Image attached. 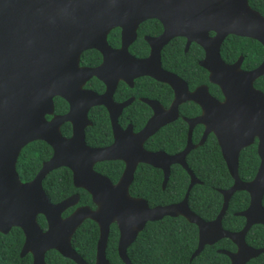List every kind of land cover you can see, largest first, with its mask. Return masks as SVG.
<instances>
[{
    "label": "water",
    "instance_id": "water-1",
    "mask_svg": "<svg viewBox=\"0 0 264 264\" xmlns=\"http://www.w3.org/2000/svg\"><path fill=\"white\" fill-rule=\"evenodd\" d=\"M148 19L159 22L162 32L144 38L149 47L147 58H133L127 47L136 37L137 26ZM114 28L120 29L118 49H111L106 42ZM228 35L254 40L264 51V16L253 11L247 0H0V234L11 228L21 230L19 257L28 253L31 264H44L45 252L53 250L74 264H86L71 248L70 239L87 219L98 229L93 264H108L104 252L111 224L118 231L117 256L123 264H130L126 249L145 224L178 216L197 230V245L190 259L221 239L235 246L234 252L217 250L229 264H246L264 252V248L253 249L244 241L252 225H264V99L252 88V82L264 74V57L247 72L239 68L241 58L224 64L219 46ZM175 37L185 39L184 50L190 43L202 48L204 58L198 65L208 71L209 82L220 88L223 103L211 98L205 86L188 92L182 80L160 68V50ZM86 50L101 55L97 67H79L80 54ZM142 76L168 85L173 100L164 110L155 101L141 99L152 114L134 134L130 126L122 130L116 122L132 99L117 104L112 94L118 81L131 87L133 79ZM91 78L104 85L101 95L82 88ZM54 97L67 103L64 115H53ZM186 101L198 105L201 115L183 118L187 125L184 148L174 155L145 151L143 142L173 122L177 106ZM94 106H103L108 113L113 142L107 147L90 148L84 142V129L90 125L86 114ZM64 123L70 124L69 138L60 133ZM196 125L204 128L198 145L212 133L232 179L228 189L218 190L222 204L210 221L202 220L187 206L189 190L199 184L185 164V156L195 148L190 137ZM255 137L259 165L254 178L242 182L237 175L238 154ZM33 141L44 142L52 154L31 181L22 183L15 171L16 159ZM116 160L124 168L115 184L92 169L95 163ZM138 164L162 171L161 188L169 167L179 165L189 177L182 200L149 208L144 200L130 197L128 186ZM60 167L70 171L73 187L84 190L95 209L81 206L61 217L76 205L78 197L71 195L52 204L41 186L43 178ZM239 191L249 197L246 209L234 214L244 219V225L237 232H228L222 229L221 219L230 197ZM38 215L45 220V231L37 225Z\"/></svg>",
    "mask_w": 264,
    "mask_h": 264
},
{
    "label": "trees",
    "instance_id": "trees-1",
    "mask_svg": "<svg viewBox=\"0 0 264 264\" xmlns=\"http://www.w3.org/2000/svg\"><path fill=\"white\" fill-rule=\"evenodd\" d=\"M248 6L264 16V0H247ZM161 31L156 20H147L137 27L136 39L128 47V52L135 58L147 55L148 48L142 40L143 36H155ZM119 30L112 29L106 38L108 45L116 48L119 45ZM184 40L174 38L165 45L160 52L161 67L181 78L192 90L198 85L205 84L211 96L220 99V93L214 85L207 82V73L197 66L203 53L195 44H190L183 52ZM220 57L225 63L234 62L242 56L241 69L250 70L256 67L262 59V48L254 40L229 35L220 45ZM100 63V56L94 50L84 51L80 55L79 65L94 67ZM96 93L103 91V85L92 78L85 86ZM254 88L264 92V76L254 82ZM132 96L134 101L125 107L118 124L124 127L130 123L133 131L139 130L150 115L147 106L137 101V98L154 99L164 108L171 101L172 93L169 88L147 77L137 78L132 88L119 83L113 94V100L121 102ZM67 111L66 103L60 98H53V113L63 115ZM199 114V108L186 102L178 107V118L160 128L144 143L146 151H163L166 154H175L185 145L187 126L181 120L192 118ZM87 117L91 125L84 130L85 143L90 147H104L111 142L109 121L105 109L101 106L93 107L88 111ZM50 117H46L49 119ZM63 137L70 136V126L64 123L60 127ZM202 134V126L193 128L191 142L196 145ZM51 149L41 141L26 144L19 152L15 171L20 182L30 181L39 170L42 162L49 159ZM185 163L199 184L193 185L187 195V205L191 212L204 221H210L218 214L222 198L218 190L228 189L232 185L225 164L221 158L219 148L213 135L209 134L201 146L190 150L185 157ZM258 166V159L254 146L244 148L238 156V178L247 182L251 180ZM123 169L120 161H105L93 166V170L115 183ZM162 174L160 170L145 164H138L128 186V194L133 198L144 200L149 208L164 206L180 202L185 194L189 178L178 165H172L164 188L161 190ZM42 189L51 203H57L73 194L78 196L76 206H87L93 209L90 196L82 189L74 188L71 182V173L68 169L60 167L49 172L41 182ZM248 196L245 192H234L230 197L226 211L221 219L222 229L228 232L239 231L244 220L234 216L246 208ZM261 205L264 211V195ZM74 207L62 213L67 216ZM38 226L45 229L44 218L36 217ZM98 238V229L91 220H84L73 233L70 245L75 253L87 264L94 261L95 246ZM245 243L252 248H264V226L253 225L245 235ZM118 231L115 224L109 226V233L105 246V258L108 264H123L117 256L116 246ZM23 243L20 229L11 228L6 234H0V264H31V257L25 255L18 257ZM197 230L192 224L181 217H163L154 222H147L137 234L135 240L126 249V256L130 264H229L226 256L218 254V249L233 252L235 247L227 239H221L212 246H204L200 253L190 259L196 248ZM45 264H74L61 257L57 252L49 250L44 254ZM246 264H264V252Z\"/></svg>",
    "mask_w": 264,
    "mask_h": 264
},
{
    "label": "flooded vegetation",
    "instance_id": "flooded-vegetation-1",
    "mask_svg": "<svg viewBox=\"0 0 264 264\" xmlns=\"http://www.w3.org/2000/svg\"><path fill=\"white\" fill-rule=\"evenodd\" d=\"M253 11H254V10H253ZM255 12H256V11H255ZM257 13H258V12H257ZM258 14H259V13H258ZM259 15H260V14H259ZM261 16H262V15H261ZM148 20H154V19H148ZM145 21H147V20H145ZM145 21H143V22H145ZM143 22H141V23H143ZM141 23H140V24H141ZM158 23H159V22H158ZM159 24H160V23H159ZM138 26H139V25H138ZM138 26H137V27H138ZM160 27H161V25H160ZM114 29H118V30H119V34H118V35H119V45H118V47H116V48H112V47H110L109 45H108V46H109L111 49H118V48L120 47V29H119V28H114ZM111 30H112V29H111ZM111 30H110V31H111ZM136 30H137V29H136ZM110 31H109V32H110ZM109 32H108V33H109ZM161 32H162V27H161V31H160L159 34H157V35H155V36H143V37H142V40L145 42V40H144L145 37H150V38L157 37V36H159V35L161 34ZM107 35H108V34H107ZM107 35H106V38H107ZM209 36H213V33L210 32V33H209ZM228 36H229V35H228ZM232 36H233V35H232ZM226 37H227V36H226ZM236 37H237V36H236ZM175 38H181V37H175ZM240 38H242V37H240ZM135 39H136V37H135ZM135 39H134V40H135ZM172 39H174V38H172ZM172 39H171V40H172ZM181 39L184 40L183 52H186V51H187V49H188V47H189L190 44H195V43H190V44L188 45V47L184 50V48H185V39H184V38H181ZM247 39H249V38H247ZM223 40H224V39H223ZM250 40H251V39H250ZM169 41H170V40H169ZM169 41H168V42H169ZM106 42H107V41H106ZM133 42H134V41H133ZM133 42H132V43H133ZM168 42H167V43H168ZM222 42H223V41H222ZM222 42H221V43H222ZM255 42H256V41H255ZM132 43H131V44H132ZM167 43H166V45H167ZM257 43H258V42H257ZM107 44H108V43H107ZM131 44H130V45H131ZM145 44L147 45V48H148L147 55H146L145 57H143V58H136V59H145V58L148 57V54H149V47H148V44H147L146 42H145ZM258 44H259V43H258ZM130 45H129V46H130ZM195 45L198 46L197 44H195ZM220 45H221V44H220ZM129 46H128V47H129ZM164 46H165V45H164ZM164 46H163V47H164ZM260 46H261V45H260ZM128 47H127V52H128ZM163 47H162V48H163ZM198 47L201 49V51H202V53H203V57H202V59H200V60L197 62V66L200 67V66L198 65V63H199L200 61L203 60V58H204V52H203V50H202V48H201L200 46H198ZM261 48H262V47H261ZM161 50H162V49H161ZM161 50H160V52H161ZM86 51H87V50H86ZM94 51H95V50H94ZM219 51H220V46H219ZM83 52H84V51H83ZM83 52H82V53H83ZM96 52H97V51H96ZM82 53H81V54H82ZM97 53H98V52H97ZM128 53H129V52H128ZM81 54H80V55H81ZM98 54H99V53H98ZM129 55L132 56L130 53H129ZM99 56H100V63H101V59H102V58H101V55H100V54H99ZM132 57H133V56H132ZM219 57H220V53H219ZM263 57H264V51H263V48H262V59H261L260 63L262 62ZM133 58H135V57H133ZM238 58H241V62H242V56H238L237 59H238ZM79 59H80V57H79ZM220 59H221V57H220ZM237 59H236V60H237ZM236 60H235V61H236ZM221 61H222L224 64H226V65H231V64H233V63L235 62V61H234V62H232V63H228V64H227V63H225L222 59H221ZM241 62H240V67H239V68H240L241 71H245V72H247V71H251V70L255 69V68L260 64V63H259V64H258L256 67H254L253 69H250V70H243V69H241ZM100 63H99V64H100ZM99 64H98V65H99ZM78 65H79V64H78ZM98 65H97V66H98ZM97 66H94V67H97ZM79 67H85V66H80V65H79ZM94 67H87V68H94ZM160 68H161L162 70H164V69L161 67V62H160ZM200 68H202V67H200ZM202 69L207 73V82H208L209 84L214 85L215 87H217V89H218V91H219V93H220V99L211 96L210 93L208 92V88H207V86H206L205 84L198 85V86H196L195 88H193L192 90H188L187 84H186L181 78H179L177 75H175V74L172 73V72H169V71H167V70H164V71H166V72H168V73H171V74L175 75L176 77H178L180 80H182V81L185 83L188 92H193L197 87L205 86V87H206V90H207V93H208V95H209L211 98H213L214 100H216V101L219 102V103H223L225 99H224V96H223V94H222L220 88H219L217 85H215V84L209 82V80H208V76H209L208 71H207L206 69H204V68H202ZM262 76H264V74L261 75V76H259V77H257V78L252 82V88H253L254 90L260 92V93L263 95V99H264V92H263V91H260V90H257V89L254 88V82H255L258 78H260V77H262ZM142 77H146V76H142ZM138 78H141V77H138ZM147 78H149V77H147ZM91 79H92V78H91ZM91 79H89V80H91ZM94 79H95V78H94ZM136 79H137V78L133 79V81H132V86H131V87H129L128 85H126V84H125L124 82H122V81H118V83L116 84V87H117V85H118L119 83H123L124 85L127 86V88L130 89V88L133 87V82H134V80H136ZM149 79H151V78H149ZM89 80H88V81H89ZM96 80H97V79H96ZM151 80H153V79H151ZM88 81H86L85 84H86ZM98 81H99V80H98ZM153 81H155V80H153ZM99 82H100V81H99ZM155 82H156V81H155ZM100 83H101V82H100ZM157 83H160V82H157ZM85 84L83 85L82 88H83L84 90L92 91V90H90V89H88V88H85V87H84ZM101 84H102V83H101ZM160 84H163V83H160ZM102 85H103V84H102ZM164 85H166V84H164ZM166 86L169 88V90H170L171 93H172L171 101H170V103L168 104L167 107L164 108L160 103H158V102H157L156 100H154V99H149V98L139 97V98H137V101H139L140 103H142V104H144L145 106H147L145 103L141 102L140 100H141V99L152 100V101L157 102V103L162 107V109L167 110V109L169 108V106H170L172 100H173V92H172L171 88H170L168 85H166ZM116 87H115V89H114V92H115V90H116ZM104 89H105V88H104V85H103V91H102L101 93H96V92H94V91H92V92L95 93V94H97V95H101V94L104 92ZM114 92H113V94H114ZM113 94H112V101H113L114 103L120 104V103H122V102H124V101H126V100H128V99L131 98L132 101L127 105V106H129V105L134 101V98H133L132 96H130V97L126 98L125 100L121 101V102H116V101L113 100ZM54 98H55V97H54ZM57 98H58V97H57ZM60 99H61V98H60ZM52 101H53V100H52ZM63 101H64V100H63ZM64 102H65V101H64ZM186 102H190V101H186ZM186 102H184V103H186ZM65 103H66V102H65ZM191 103H193V102H191ZM181 104H183V103H181ZM181 104H180V105H181ZM193 104H195V103H193ZM66 105H67V103H66ZM180 105L177 106V114H178V107H179ZM195 105H196V104H195ZM127 106H125V107H127ZM196 106L199 108V114L197 115V116H199V115H201V109H200V107H199L198 105H196ZM94 107H97V106H94ZM101 107H103V106H101ZM125 107H124V108H125ZM147 107H148V106H147ZM91 108H93V107H91ZM91 108H89V110H90ZM103 108H104V107H103ZM124 108H123V109H124ZM104 109H105V108H104ZM123 109H122V110H123ZM148 109L150 110V115H149V117H150L151 114H152V112H151V109H150L149 107H148ZM89 110H88V111H89ZM122 110H121V112H122ZM67 111H68V105H67ZM67 111H66V112H67ZM88 111H87V114H88ZM105 111H106V109H105ZM121 112H120V114H121ZM106 113H107V111H106ZM87 114H86V116H87ZM120 114L118 115L117 120H116L117 125L119 126V128L122 129V130H124L127 126H130L131 131H132V133H134V134L137 133L138 131H140V130L143 128V126L145 125L146 121H147L148 118H149V117L147 118V120L145 121V123L143 124V126H142L139 130H137V131H133V128H132V126H131L130 123H127L124 127H121V126L118 124V118H119ZM53 115H55V114L53 113ZM63 115H64V114H63ZM178 116H179V115H178ZM178 116H177V118H178ZM197 116H195V117H197ZM47 117H49V116H47ZM107 117H108V113H107ZM195 117H192V118H195ZM177 118H176V119H177ZM183 118H184V117L181 118L182 121H183ZM49 119H50V118H49ZM49 119H46V120H49ZM176 119H175V120H176ZM185 119H191V118H185ZM87 120L89 121L88 117H87ZM175 120H174V121H175ZM108 121H109V117H108ZM174 121H173V122H174ZM89 122H90V121H89ZM183 122H184V121H183ZM171 123H172V122H171ZM184 123H185V122H184ZM68 124H69V123H68ZM168 124H170V123H168ZM168 124H166V125H168ZM185 124H186V123H185ZM62 125H63V124H62ZM62 125H61V126H62ZM90 125H91V122H90ZM90 125H89V126H90ZM166 125H164V126H166ZM61 126H60V127H61ZM69 126H70V124H69ZM89 126H87V127H89ZM164 126H163V127H164ZM186 126H187V125H186ZM196 126H197V125H196ZM200 126H202V125H200ZM87 127H85V128H87ZM109 127H110V122H109ZM194 127H195V126H194ZM194 127H193V128H194ZM161 128H162V127H161ZM159 129H160V128H159ZM159 129H158V130H159ZM203 129H204V128H203V126H202V133H203ZM84 130H85V129H84ZM158 130H157V131H158ZM192 130H193V129H192ZM157 131H156V132H157ZM110 132H111V127H110ZM186 134H187V131H186ZM191 134H192V132H191ZM209 134L213 135L212 133H209ZM209 134H208V135H209ZM70 135H71V127H70ZM208 135H207V136H208ZM151 136H152V135H151ZM151 136H150V137H151ZM201 136H202V134H201ZM201 136H200V138H201ZM207 136H206V137H207ZM69 137H70V136H69ZM69 137H65V138H69ZM213 137H214V136H213ZM214 138H215V137H214ZM147 139H148V138H147ZM147 139H146V140H147ZM205 139H206V138H205ZM146 140H145V141H146ZM190 140H191V137H190ZM199 140H200V139H199ZM145 141H144V142H145ZM204 141H205V140H204ZM215 141H216V139H215ZM84 142H85V135H84ZM112 142H113V138H112V132H111V142H110V144H108L107 146L111 145ZM144 142H143V143H144ZM185 142H186V140H185ZM198 142H199V141H198ZM198 142H197V144L195 145V147H196V146H201V145L204 143V142H203L201 145H198ZM191 143H192V142H191ZM216 143H217V141H216ZM257 144H258V139L255 137V138L253 139L252 143H251L250 145L244 147V148H247V147H250V146H254L255 153H256V156H257V151H256V150H257ZM85 145H86V143H85ZM192 145H194V144H192ZM86 146H88V145H86ZM107 146H104V147H107ZM184 146H185V145H184ZM217 146H218V145H217ZM88 147H90V146H88ZM90 148H103V147H90ZM142 148H143V144H142ZM183 148H184V147H183ZM218 148H219V147H218ZM244 148H243V149H244ZM143 149H144V148H143ZM144 150H145V149H144ZM241 150H242V149H241ZM241 150H240V151H241ZM145 151H146V150H145ZM158 151H160V150H158ZM219 151H220V149H219ZM147 152H157V151H147ZM162 152H163V151H162ZM179 152H180V151H179ZM177 153H178V152H177ZM239 153H240V152H239ZM51 154H52V152H51ZM165 154H166V153H165ZM175 154H176V153H175ZM187 154H188V153H187ZM167 155H169V154H167ZM171 155H174V154H171ZM220 155H221V153H220ZM238 156H239V154H238ZM185 157H186V156H185ZM49 158H50V157H49ZM221 158H222V157H221ZM257 159H258V165H259V158H258V156H257ZM222 160H223V159H222ZM116 161H117V160H116ZM44 162H45V161H44ZM102 162H105V161H102ZM120 162H121V161H120ZM223 162H224V161H223ZM98 163H100V162H98ZM121 163H122V162H121ZM95 164H97V163H95ZM95 164H94V165H95ZM122 164H123V163H122ZM185 164H186V163H185ZM224 164H225V163H224ZM94 165H93V166H94ZM145 165H146V164H145ZM173 165H177V164H173ZM237 165H238V164H237ZM40 166H41V165H40ZM171 166H172V165H171ZM178 166H179V165H178ZM150 167H151V166H150ZM186 167H187V166H186ZM225 167H226V166H225ZM123 168H124V165H123ZM152 168H153V167H152ZM257 168H258V166H257ZM92 169H93V167H92ZM154 169H156V168H154ZM169 169H170V167H169ZM187 169H188V168H187ZM158 170H159V169H158ZM188 170H189V169H188ZM93 171H94V170H93ZM122 171H123V169H122ZM184 171H185V170H184ZM189 171H190V170H189ZM256 171H257V169H256ZM256 171H255V173H256ZM94 172L97 173L96 171H94ZM160 172H161V174H162V171H161V170H160ZM168 172H169V171H168ZM121 173H122V172H121ZM185 173H186V172H185ZM97 174H99V173H97ZM100 175H102V174H100ZM120 175H121V174H120ZM102 176H104V175H102ZM168 176H169V173H168ZM187 176H188V175H187ZM254 176H255V174H254ZM254 176H253V178H254ZM104 177H106V176H104ZM119 177H120V176H119ZM106 178H107V177H106ZM188 178H189V177H188ZM253 178H252V179H253ZM32 179H33V178H32ZM32 179H31V180H32ZM107 179H108V178H107ZM118 179H119V178H118ZM162 179H163V176H162ZM167 179H168V177H167ZM252 179H251V180H252ZM31 180H30V181H31ZM251 180H249V181H251ZM117 181H118V180H117ZM117 181H116V182H117ZM166 181H167V180H166ZM249 181H247V182H249ZM71 182H72V180H71ZM116 182H115V183H116ZM188 182H189V181H188ZM242 182H243V181H242ZM22 183H23V182H22ZM115 183H114V184H115ZM161 183H162V181H161ZM165 183H166V182H165ZM112 184H113V183H112ZM41 186H42V185H41ZM72 186H73V185H72ZM164 186H165V185H164ZM187 186H188V185H187ZM160 188H161V186H160ZM163 188H164V187H163ZM163 188H161V190H162ZM79 189H80V188H79ZM43 191H44V190H43ZM83 191H84V190H83ZM84 192H85V191H84ZM246 194H247V193H246ZM73 195H76V194H73ZM263 195H264V194H263ZM76 196H77V195H76ZM247 196H248V194H247ZM77 197H78V196H77ZM90 200H91V199H90ZM261 201H262V200H261ZM77 202H78V200H77ZM248 202H249V197H248ZM177 203H178V202H177ZM52 204H55V203H52ZM173 204H175V203H173ZM76 205H77V203H76ZM76 205L73 206L74 209L77 208V207H81V206H76ZM92 205H93V204H92ZM168 205H169V204H168ZM164 206H165V205H164ZM187 206H188V205H187ZM247 206H248V204H247ZM247 206H246V207H247ZM261 206H262V205H261ZM84 207H87V206H84ZM93 207H94V205H93ZM154 207H155V206H154ZM70 208H72V207H70ZM88 208H89V207H88ZM68 209H69V208H68ZM74 209H73V210H74ZM89 209H91V208H89ZM93 209H95V207H94ZM93 209H91V210H93ZM188 209H189V208H188ZM245 209H246V208H245ZM245 209H244V210H245ZM66 210H67V209H66ZM66 210H65V211H66ZM73 210H72V211H73ZM65 211H64V212H65ZM242 211H243V210H242ZM70 213H71V212H70ZM70 213H69V214H70ZM192 213H193V212H192ZM69 214H68V215H69ZM61 215H62V214H61ZM68 215H67V216H68ZM61 217H62V216H61ZM65 217H66V216H65ZM178 217H179V216H178ZM62 218H64V217H62ZM174 218H175V217H174ZM181 218H182V217H181ZM184 220H185V219H184ZM243 220H244V219H243ZM44 221H45V220H44ZM185 221H186V220H185ZM186 222H187V221H186ZM187 223H188V222H187ZM37 225H38V224H37ZM243 225H244V224H243ZM256 225H258V224H256ZM115 226H116V225H115ZM252 226H253V225H252ZM252 226H251V227H252ZM262 226H264V225H262ZM242 227H243V226H242ZM251 227H250V228H251ZM39 228H40V227H39ZM77 228H78V227H77ZM250 228H249V229H250ZM40 229H41V228H40ZM45 229H46V224H45ZM45 229H43V230L41 229V230H42V231H45ZM20 231H21V230H20ZM74 232H75V231H74ZM3 235H4V234H3ZM22 235H23V234H22ZM244 238H245V237H244ZM244 241H245V239H244ZM214 244H215V243H214ZM245 244H246V243H245ZM196 245H197V244H196ZM246 245H247V244H246ZM21 246H22V245H21ZM211 246H212V245H211ZM233 246H234V245H233ZM247 246H248V245H247ZM95 247H96V246H95ZM234 247H235V246H234ZM249 247H250V246H249ZM71 248H72V247H71ZM251 248H252V247H251ZM20 249H21V248H20ZM253 249H261V248H253ZM194 250H195V249H194ZM218 250H221V249H218ZM224 251H225V250H224ZM234 251H235V250H234ZM234 251H233V252H234ZM19 252H20V250H19ZM74 252H75V251H74ZM216 252H217V251H216ZM45 253H46V252H45ZM25 255H29V256L31 257V255L28 254V253L25 254ZM25 255H24V256H25ZM94 255H95V253H94ZM259 255H260V254H259ZM259 255H258V256H259ZM18 257H19V253H18ZM22 257H23V256H22ZM19 258H21V257H19ZM93 262H94V261H93ZM31 263H32V257H31ZM44 264H45V263H44ZM86 264H87V263H86ZM92 264H93V263H92Z\"/></svg>",
    "mask_w": 264,
    "mask_h": 264
}]
</instances>
